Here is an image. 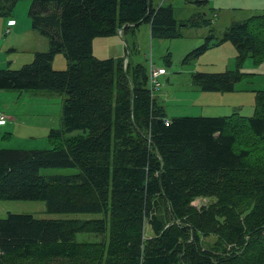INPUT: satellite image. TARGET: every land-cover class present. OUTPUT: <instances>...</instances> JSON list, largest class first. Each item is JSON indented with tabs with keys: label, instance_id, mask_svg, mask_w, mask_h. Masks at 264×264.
<instances>
[{
	"label": "trees",
	"instance_id": "trees-1",
	"mask_svg": "<svg viewBox=\"0 0 264 264\" xmlns=\"http://www.w3.org/2000/svg\"><path fill=\"white\" fill-rule=\"evenodd\" d=\"M16 1L0 0V15ZM28 14L49 48L21 68L0 69V89L64 92L62 129L51 136L84 134L50 149H0V199L42 200L46 213L61 215L1 217L0 264H264V88L251 116L167 118L143 64L92 51L95 37L142 22L152 38L179 37L180 26L209 24L202 13L179 21L154 0H31ZM225 41L235 47V67L194 72L202 91H233L247 75L246 57L264 59V13L232 22L186 58ZM57 53L65 69L52 67ZM47 167L78 171L41 174ZM198 197L214 200L191 204Z\"/></svg>",
	"mask_w": 264,
	"mask_h": 264
},
{
	"label": "rangeland",
	"instance_id": "rangeland-1",
	"mask_svg": "<svg viewBox=\"0 0 264 264\" xmlns=\"http://www.w3.org/2000/svg\"><path fill=\"white\" fill-rule=\"evenodd\" d=\"M191 1L154 0V3H171L174 16L179 21H188L202 13V18L209 21L208 25L180 26V36L167 39L152 38L149 31L145 30L144 25L148 23L142 22L139 24L141 31L137 30L139 25L135 28L136 34L130 29L123 37L116 35L121 47L120 55L114 51L117 45L114 36L95 37L98 42L95 44V53L98 56L108 55L105 58L112 57L115 61L122 59L125 65L127 60L130 65L143 64L148 70V87L156 102L163 107L167 118L183 115L224 116L235 111L251 116L254 112L255 92L264 88V59L256 63L247 56L242 64V71L247 75L235 84L233 91L221 93L202 91L192 83L191 75L198 71L220 72L234 68L236 51L233 44H226L231 49L229 53L225 51V46L211 44L197 57L186 56L203 44L206 37L221 36L232 22L263 14L264 0H205L199 4ZM30 4L31 0H17L10 12L0 15V69L21 68L31 62L35 52L49 48L48 37L31 26L28 14ZM8 18L15 19L18 26H27L28 29L23 27L14 30L12 24H6L5 20ZM168 54L170 63L166 60ZM66 66L67 59L64 55L55 54L52 67L62 70ZM156 68H160L162 72L152 82L149 74ZM66 97L64 92L43 89H0V112L5 115V119L0 121V149H50L71 136L84 134L82 130H75L62 132L59 137L51 136V130L62 129V106ZM77 171V168L64 167L40 169V173L45 175ZM213 200V197H198L191 204L208 205ZM8 212L32 213L36 217L61 216L46 213L42 200L0 199V218ZM101 216L79 214L80 218ZM147 231L151 232L148 225ZM76 239L97 241L99 237L94 234H77ZM213 239V236L204 238L207 242H212Z\"/></svg>",
	"mask_w": 264,
	"mask_h": 264
},
{
	"label": "crops",
	"instance_id": "crops-1",
	"mask_svg": "<svg viewBox=\"0 0 264 264\" xmlns=\"http://www.w3.org/2000/svg\"><path fill=\"white\" fill-rule=\"evenodd\" d=\"M167 5V4H166ZM168 5H172L171 3L170 4H168ZM10 19H13V18H8L7 20H5V22H6V24L8 23V21L10 20ZM14 21H15V23L12 25L13 27H14V30H19L20 28H26V29H28L27 28V26H23V27H21V26H18L17 25V21L15 20V19H13ZM147 24V23H146ZM17 26V27H16ZM145 26V30H148L149 31V33H150V26H149V24H147V25H144ZM136 29H137V27H136ZM136 29L134 28V30H133V33L134 34H136L135 33V31H136ZM137 30H139V31H141V25H139V27H138V29ZM129 31H131V30H126L124 33H121V30H119V32H118V35H119V37H123L125 34H128V32ZM139 34V33H138ZM116 35L117 34H115V35H110V36H106V37H112V36H114V40H116V42H117V45H115V49H114V51L115 52H118V54L120 55V53H121V47H120V43H119V41H118V39H116L117 37H116ZM135 36V35H134ZM140 36V35H139ZM151 36V35H150ZM132 38V37H131ZM99 40H101V39H98V41ZM227 42H229V41H225V42H222L220 45L221 46H225L224 48H225V51L227 52V53H229V51H231V49L229 48V47H226V44H227ZM98 42L97 41H95V38L92 40V51H93V53H94V55H96L97 57H99V58H105V57H109L108 55L106 56L105 54H100L99 56L95 53V44H97ZM234 49H235V47H234ZM236 51V50H235ZM223 55V54H222ZM114 57V56H113Z\"/></svg>",
	"mask_w": 264,
	"mask_h": 264
},
{
	"label": "built area",
	"instance_id": "built-area-1",
	"mask_svg": "<svg viewBox=\"0 0 264 264\" xmlns=\"http://www.w3.org/2000/svg\"><path fill=\"white\" fill-rule=\"evenodd\" d=\"M15 23V21L13 19H10L8 21V24L9 25H13ZM124 66H125V63H124ZM162 72V70L160 68H156V69H153L150 71V79H152V82H153V78L156 77L158 74H160ZM156 86L158 85L157 83L155 84ZM5 119V115L3 113L0 112V121L4 120ZM168 123V120H165V124Z\"/></svg>",
	"mask_w": 264,
	"mask_h": 264
}]
</instances>
